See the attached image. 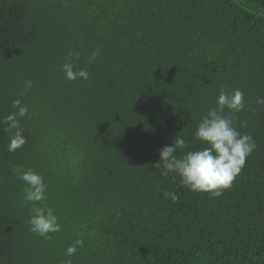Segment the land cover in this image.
Instances as JSON below:
<instances>
[{
    "label": "trees",
    "instance_id": "obj_1",
    "mask_svg": "<svg viewBox=\"0 0 264 264\" xmlns=\"http://www.w3.org/2000/svg\"><path fill=\"white\" fill-rule=\"evenodd\" d=\"M0 264H264V0H0Z\"/></svg>",
    "mask_w": 264,
    "mask_h": 264
}]
</instances>
